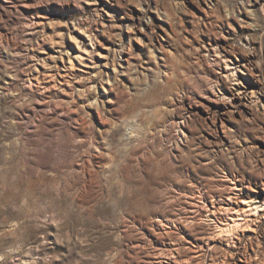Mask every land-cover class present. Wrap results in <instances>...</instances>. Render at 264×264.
<instances>
[{"label": "rangeland", "instance_id": "obj_1", "mask_svg": "<svg viewBox=\"0 0 264 264\" xmlns=\"http://www.w3.org/2000/svg\"><path fill=\"white\" fill-rule=\"evenodd\" d=\"M251 197L264 0H0V264H264Z\"/></svg>", "mask_w": 264, "mask_h": 264}, {"label": "bare ground", "instance_id": "obj_2", "mask_svg": "<svg viewBox=\"0 0 264 264\" xmlns=\"http://www.w3.org/2000/svg\"><path fill=\"white\" fill-rule=\"evenodd\" d=\"M4 1L8 2V0H4ZM10 1L11 0H9V2ZM80 33L83 35L86 34L83 31H80ZM85 36H87V35H85ZM89 37H90V35H89ZM225 64H226L225 65L226 66L225 77L234 79V77L236 78L238 72L243 73L242 72L243 71L242 66L243 65L245 66V64H243L242 66L238 63H233L232 65L230 63H225ZM241 84H243V83H241ZM235 91H236V89H235ZM228 180L233 184V189L238 190L239 185H237V181L234 179H231V178H228ZM29 187H35V186L31 185ZM223 207H224V210H223L224 216L226 215V219L225 220H223V219L216 220L215 224H214L215 225V227H214L215 234L221 238H228V237H232V236L235 237L236 231H238V230H241V231L242 230H246V231L251 230L255 233L256 232L255 230H257V229L254 227L253 224L254 223L256 224V222H260L263 215H264V204H261V202L256 200L255 197H251L249 199L243 200L241 202V204L237 207H232L231 204H227L226 206H223ZM256 218H258L257 221H256ZM211 220H213V219H211Z\"/></svg>", "mask_w": 264, "mask_h": 264}]
</instances>
